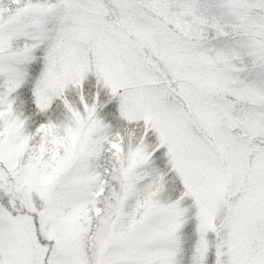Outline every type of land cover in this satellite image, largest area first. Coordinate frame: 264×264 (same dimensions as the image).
<instances>
[{"label": "snow or ice", "instance_id": "1", "mask_svg": "<svg viewBox=\"0 0 264 264\" xmlns=\"http://www.w3.org/2000/svg\"><path fill=\"white\" fill-rule=\"evenodd\" d=\"M0 264H264V0H0Z\"/></svg>", "mask_w": 264, "mask_h": 264}]
</instances>
